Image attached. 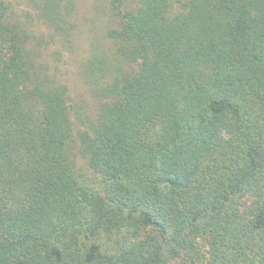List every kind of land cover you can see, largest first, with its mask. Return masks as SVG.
Instances as JSON below:
<instances>
[{
    "label": "trees",
    "instance_id": "16d2710c",
    "mask_svg": "<svg viewBox=\"0 0 264 264\" xmlns=\"http://www.w3.org/2000/svg\"><path fill=\"white\" fill-rule=\"evenodd\" d=\"M94 5L0 0V264H264V0Z\"/></svg>",
    "mask_w": 264,
    "mask_h": 264
},
{
    "label": "rangeland",
    "instance_id": "374dc122",
    "mask_svg": "<svg viewBox=\"0 0 264 264\" xmlns=\"http://www.w3.org/2000/svg\"><path fill=\"white\" fill-rule=\"evenodd\" d=\"M95 1L96 0H78V14L83 16L80 21H83L82 23L84 25L82 26V29H85V34L90 30L92 24L97 22L94 18L96 12L101 10V8L98 10L96 9V6L94 5Z\"/></svg>",
    "mask_w": 264,
    "mask_h": 264
}]
</instances>
